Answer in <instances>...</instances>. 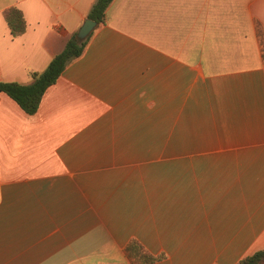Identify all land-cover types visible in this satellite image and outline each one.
Returning a JSON list of instances; mask_svg holds the SVG:
<instances>
[{"label":"crops","instance_id":"1","mask_svg":"<svg viewBox=\"0 0 264 264\" xmlns=\"http://www.w3.org/2000/svg\"><path fill=\"white\" fill-rule=\"evenodd\" d=\"M95 2L0 0V82L30 84ZM92 33L34 115L0 92V264H135L132 240L165 254L151 264L264 249V0H113ZM175 160L203 165V220L161 196Z\"/></svg>","mask_w":264,"mask_h":264},{"label":"trees","instance_id":"2","mask_svg":"<svg viewBox=\"0 0 264 264\" xmlns=\"http://www.w3.org/2000/svg\"><path fill=\"white\" fill-rule=\"evenodd\" d=\"M112 1L96 0L87 15V19L96 22L98 25L104 23L107 9ZM5 18L13 37H19L25 33L27 24L23 13L19 9L10 8L5 13ZM92 34L81 41L77 38V32H75L67 41L64 49L51 60L43 72H33L31 74L32 82L30 84L0 82V92L5 93L15 101L25 113L34 115L38 111L41 99L47 89L58 81L69 63L83 54ZM127 253L135 264H151L164 257L163 255L152 256L136 240H132L128 244ZM239 264H264V249L243 258Z\"/></svg>","mask_w":264,"mask_h":264},{"label":"rangeland","instance_id":"3","mask_svg":"<svg viewBox=\"0 0 264 264\" xmlns=\"http://www.w3.org/2000/svg\"><path fill=\"white\" fill-rule=\"evenodd\" d=\"M190 138L191 136L160 135V143H167L170 139V142L174 143L176 146H184V140ZM165 153L171 154L173 152ZM175 153L188 152L177 151ZM199 162L201 161H193V164H198ZM158 171L160 192L161 196L165 198L164 201L172 207L191 206L195 209L193 216H197L200 220H203V165H186L183 160H175L170 163L161 161ZM196 213L198 214L195 215ZM151 255H163L164 257L162 259L165 258V254Z\"/></svg>","mask_w":264,"mask_h":264},{"label":"water","instance_id":"4","mask_svg":"<svg viewBox=\"0 0 264 264\" xmlns=\"http://www.w3.org/2000/svg\"><path fill=\"white\" fill-rule=\"evenodd\" d=\"M96 26V22L90 19H85L83 24L77 31V38L81 41L85 40L93 32Z\"/></svg>","mask_w":264,"mask_h":264}]
</instances>
